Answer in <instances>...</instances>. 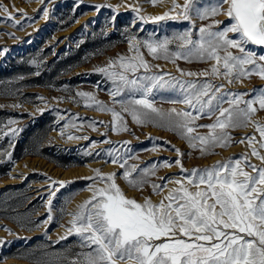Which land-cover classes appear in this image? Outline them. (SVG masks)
<instances>
[{"label": "rangeland", "instance_id": "374dc122", "mask_svg": "<svg viewBox=\"0 0 264 264\" xmlns=\"http://www.w3.org/2000/svg\"><path fill=\"white\" fill-rule=\"evenodd\" d=\"M177 2L183 4L184 0ZM172 3L173 0H157L154 6L151 0H43V3L41 0H0L3 6L0 17L6 18L11 13L22 22L15 26L6 19L0 21V48L7 49L0 52V241L8 242L0 244V264L82 261L83 254L89 249L83 247L81 237L75 231L69 233L68 228L71 214L79 211V205L91 198V189L106 186L89 179L96 176V170L103 176L115 173V183L126 197L140 203L150 198L158 204L171 189L178 187L168 183L161 195L154 194L151 185L163 184L161 177L183 178L180 167L173 164L160 167L154 175H146L149 182L142 188L130 187L121 175L124 169L106 162L111 159L107 153L109 149H115L113 155L125 158L128 166L134 165L138 169L162 159L175 161L179 158L184 169L190 172L242 156H247L252 165L264 167L251 155L252 147L264 155L256 130V124L264 126V110H258L245 124L223 130L231 137L227 147L209 146L202 152L198 141L193 148L178 132L168 130L166 126L151 122L138 125L129 113L123 112L119 103H114L110 93L118 82L98 69L114 62V70L122 71L119 67L121 57L127 61L137 55L129 48L132 37L137 38L139 54L150 65L147 71L139 68L136 76L165 74L166 80L197 85L205 82L222 84L224 87L218 95L251 93L254 88H264V79L256 74L242 79L212 75L210 70L216 63L214 60L197 57L187 61L166 60L151 55L143 46L144 40L172 37L185 29L191 30L195 39L197 30L211 25L213 20L223 22L213 27V31L229 23L224 14L204 20L193 16L191 21L180 18L151 22L150 17L169 11ZM223 7L226 9L227 5ZM43 8L47 9V16L38 11ZM21 12L32 19H25ZM141 16L145 20H141ZM229 36L233 34L229 33ZM247 47L257 56L264 54V46L249 44ZM169 49L170 52L179 50L178 42L173 41ZM231 51L240 55L236 49ZM180 70L194 75H184ZM127 75L132 78V73ZM229 79H232L231 83ZM77 93L89 96L82 97ZM250 98L243 97L245 100ZM120 99L121 96L115 98ZM173 99H183L178 88L158 93L155 106L165 112L172 108L187 109V105L169 102ZM97 104L121 112L127 130L113 131L112 113L98 109ZM221 106L229 107L227 103ZM218 115L219 112H215L198 117L194 125L213 124ZM77 116L82 119L78 120ZM124 125L116 121L117 129ZM12 129L22 131L11 135ZM210 131L206 127H195L192 135L206 136ZM215 131L219 133L221 129ZM69 134L90 139L69 140ZM245 137L252 138L251 146L249 140L239 142ZM104 140L110 143H102ZM91 141L97 143L92 145ZM126 141L130 143L125 145ZM171 149H179L184 155L178 157ZM87 152L93 155H87ZM245 170L252 173L251 168ZM54 182L57 185L65 182L67 187L53 189ZM54 190L53 199L49 193ZM190 190L196 191L194 187ZM50 199L52 220H47ZM5 229H10L11 233Z\"/></svg>", "mask_w": 264, "mask_h": 264}, {"label": "snow or ice", "instance_id": "6c2138e0", "mask_svg": "<svg viewBox=\"0 0 264 264\" xmlns=\"http://www.w3.org/2000/svg\"><path fill=\"white\" fill-rule=\"evenodd\" d=\"M151 2L155 6L157 0ZM223 5H227V8ZM0 8L3 6L0 5ZM38 11L48 15L46 8ZM219 14L229 18V23L223 28L211 30L223 23L213 20L211 25L197 30L198 36L195 39L192 31L185 29L172 37L144 40L143 46L155 58L187 61L197 57L200 60H214L216 63L210 70L212 75L242 79L256 74L264 79V63H258L264 62V54L257 56L247 47L249 44L264 46V0H215L212 3L206 0H184L183 4L173 0L169 11L149 19L153 23L180 18L191 21L193 16L204 20ZM20 15L32 19L22 12ZM4 19L15 26L22 23L11 13L6 18L0 17V21ZM140 19L145 20L143 16ZM229 33L233 36L230 37ZM173 41L178 42L179 50L170 52L169 45ZM129 48L137 55L127 61L121 57L119 67L122 71L114 70V62L98 71L118 82L110 95L114 103H119L123 112L129 113L138 125L151 122L166 126L168 130L178 132L190 147L195 148L198 141L203 152L209 146L227 147L231 137L223 130L245 124L258 110H264V88H254L251 93L229 92L218 95L224 87L222 84L205 82L197 85L174 79L166 80L165 74L136 76L139 68L147 71L150 65L139 54L140 43L137 38H130ZM231 49L238 50L240 55L233 54ZM6 51L0 48V52ZM180 71L184 75H194ZM127 73H132V78ZM228 82L231 83L232 79ZM177 88L183 99L169 102L187 105V109L178 111L172 108L165 112L155 106L158 93ZM77 95L89 96L87 93ZM117 96L122 99L115 100ZM244 96L251 98L245 100ZM223 103L229 107H222ZM95 107L112 113L113 131L127 130L121 112L102 104ZM215 112H219L215 123L194 125L196 118L210 116ZM77 119L82 118L77 116ZM117 120L124 126L117 129ZM195 127H206L212 131L206 136H193ZM217 128L221 132L217 133ZM256 130L261 137V147H264V126L256 124ZM19 131L22 129H12L10 134L15 135ZM61 135H64L62 130ZM67 139L90 138L69 134ZM251 139L245 137L239 142L249 140L251 146ZM101 142L110 143L107 140ZM95 143L91 141L92 145ZM129 143L124 142L125 145ZM171 150L176 151L178 157L184 155L179 149ZM114 151L107 150L111 159L106 162L118 164L124 169L121 175L130 187L142 188L149 182L146 175H154L160 167H171L173 164L180 167L183 178L161 177L163 184L151 185L154 194L161 195L168 183L178 187L171 189L158 204L150 198L140 203L126 197L115 183V173L103 176L96 170V176L89 179L105 183L106 186L91 189V198L79 205V211L71 214L68 232L75 231L82 239V246L89 249L83 254L82 261H73L72 264H264V167L252 165L247 156H242L217 162L211 168L192 169L190 172L184 169L179 158L175 161L162 159L159 163L138 169L134 165L128 166L125 158L113 155ZM86 154L93 155L91 152ZM251 155L264 164V155L255 147H252ZM246 168H251L254 174ZM57 186L65 188L67 184L58 182L57 185L54 182L52 185L53 189ZM192 187L196 191H191ZM55 195V190L49 193L53 199ZM51 207L50 199L47 220H52ZM5 230L11 233L10 229ZM4 243L8 242L0 241V244Z\"/></svg>", "mask_w": 264, "mask_h": 264}, {"label": "trees", "instance_id": "16d2710c", "mask_svg": "<svg viewBox=\"0 0 264 264\" xmlns=\"http://www.w3.org/2000/svg\"><path fill=\"white\" fill-rule=\"evenodd\" d=\"M0 169H1V167H0Z\"/></svg>", "mask_w": 264, "mask_h": 264}]
</instances>
